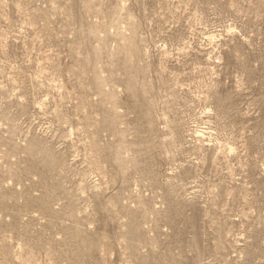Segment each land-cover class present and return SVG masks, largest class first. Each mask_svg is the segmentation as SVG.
<instances>
[{
    "label": "rangeland",
    "instance_id": "rangeland-1",
    "mask_svg": "<svg viewBox=\"0 0 264 264\" xmlns=\"http://www.w3.org/2000/svg\"><path fill=\"white\" fill-rule=\"evenodd\" d=\"M0 264H264V0H0Z\"/></svg>",
    "mask_w": 264,
    "mask_h": 264
}]
</instances>
